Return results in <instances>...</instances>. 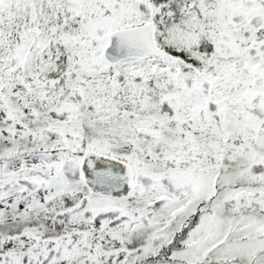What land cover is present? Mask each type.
I'll return each instance as SVG.
<instances>
[{
	"label": "rangeland",
	"instance_id": "rangeland-1",
	"mask_svg": "<svg viewBox=\"0 0 264 264\" xmlns=\"http://www.w3.org/2000/svg\"><path fill=\"white\" fill-rule=\"evenodd\" d=\"M180 11L155 0H0L4 130L43 116L34 145L0 152V191L2 180L12 189L0 222L62 226L54 239L2 242L0 264H264V152L249 149L264 139V0H184ZM151 18L165 46L204 56L198 79L172 63L103 60L110 32ZM59 63L66 87L46 75ZM85 129L94 137L81 148ZM104 155L126 163L125 193L89 188L90 163Z\"/></svg>",
	"mask_w": 264,
	"mask_h": 264
},
{
	"label": "trees",
	"instance_id": "trees-1",
	"mask_svg": "<svg viewBox=\"0 0 264 264\" xmlns=\"http://www.w3.org/2000/svg\"><path fill=\"white\" fill-rule=\"evenodd\" d=\"M155 1H158L159 4L162 5L164 9L168 11L169 15L172 16L173 18L180 17L181 15L180 5L184 0H155ZM194 7L196 9L195 12H196L197 18L200 19V21H204L208 23L207 13H205V11L202 8H200L198 4H196ZM158 15L159 14L156 13L154 18H157ZM3 26L5 25L0 23V27H3ZM3 30H6V29H3ZM156 30H157V35H158V39H156L157 45L161 49L165 50L166 52L170 54L183 58L185 61L197 66L199 69L202 68L201 64L198 62V60L199 61L203 60L204 56H202V54L194 55L191 52V50H177V47L165 46L162 40L163 36L161 34L160 27L157 26ZM214 39L216 40L217 37L214 36ZM212 45L213 44H209V47H212ZM196 51H200L202 53L204 51V48L196 49ZM58 69L60 71V74L51 75L49 73H46V75L49 77V79H53V81H58L61 85H63V87H66L68 83V81L66 80H68L67 75H68L69 70H67V66L64 63H59ZM152 84L154 85V89L157 90L158 87L154 81H152ZM148 98H149L148 102L150 106L152 107V110L159 111L158 96L155 95V93L153 94L149 93ZM42 120H43V116L37 113L34 122H32L31 124H27L21 129L13 127L12 131L14 133L10 135V132H6L4 130V125H3V123H5L4 118H0V124L2 123L0 125V152L4 150V147H7V145H12V147H14L15 150L20 151V152L28 150L27 148H30L32 145H34L35 142H37V138H38L37 134H40V131L42 128L41 127ZM84 133H85L84 134L85 136H83V138L80 139L82 141L80 143L81 148H85L87 144L86 142L90 140V138L94 137V136L88 137V131L86 129ZM168 135L172 136L173 134L169 133L163 136L169 138L170 136L168 137ZM87 137H88V140L86 141ZM39 139L40 141H42L43 137L39 136ZM249 149H250V154L252 156L261 157L264 152V139L258 140L256 144L255 143L251 144ZM150 151L152 152V154H156L155 152L156 149H151ZM51 152H54V151H51ZM139 152H141V150H139ZM17 156H19V154ZM110 158H117V157H110ZM119 160H123V159H119ZM1 184L3 185L4 189L3 190L1 189L0 191V199L3 196L2 193L4 191H5L4 192L5 194H10L12 192V189H10V187L7 188V186L9 185V181L2 180ZM7 214L8 213L5 211H0V215L2 216L7 215ZM60 231H62V226L58 224L57 222H47L40 218L35 219L33 217H30V220L26 223L24 222L17 223L13 220L9 222H0V244L7 240H11L13 238L21 237L25 233H31L40 240H50V239H54L58 237L60 235ZM136 247L137 245L133 243L128 246V249L135 250ZM52 264H59V262H54Z\"/></svg>",
	"mask_w": 264,
	"mask_h": 264
},
{
	"label": "water",
	"instance_id": "water-1",
	"mask_svg": "<svg viewBox=\"0 0 264 264\" xmlns=\"http://www.w3.org/2000/svg\"><path fill=\"white\" fill-rule=\"evenodd\" d=\"M155 22L150 21L129 28L114 30L108 35V44L102 57L109 66H117L127 60H152L163 64L172 63L182 74L198 79L201 70L161 49L156 41ZM87 184L97 195L112 197L123 194L128 184V167L125 162L109 157L92 160L89 166Z\"/></svg>",
	"mask_w": 264,
	"mask_h": 264
}]
</instances>
